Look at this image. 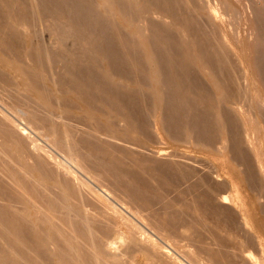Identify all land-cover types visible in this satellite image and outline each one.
Returning a JSON list of instances; mask_svg holds the SVG:
<instances>
[{"label":"bare ground","instance_id":"obj_1","mask_svg":"<svg viewBox=\"0 0 264 264\" xmlns=\"http://www.w3.org/2000/svg\"><path fill=\"white\" fill-rule=\"evenodd\" d=\"M245 1L0 0V264H264V144L236 103L228 33L234 2L264 88V1L252 15ZM165 140L232 155L254 195L252 236L219 165L140 155Z\"/></svg>","mask_w":264,"mask_h":264},{"label":"rangeland","instance_id":"obj_2","mask_svg":"<svg viewBox=\"0 0 264 264\" xmlns=\"http://www.w3.org/2000/svg\"><path fill=\"white\" fill-rule=\"evenodd\" d=\"M247 1V2H246ZM245 2V8H247L249 5H250V3H252V5L251 6H249L250 8H247L248 10H244V11H246V13L248 14V15H252L253 13V6H255V1L256 2H263L264 0H246ZM250 1V2H249ZM252 1V2H251ZM233 6L235 7V8H233V12L231 13V16H230V19L232 20V25H231V28H229V29H231V30H229L230 32H228L229 33V36H230V38L232 39V41H233V50L237 53V55H240V56H232V61H234V64H235V62H237V64H236V66H237V68H238V70H237V74H238V71H239V75H238V78H240V75H241V82H240V87L241 86H243V87H241V89H242V93H241V96L239 97V99H238V101L236 102V103H238V107L239 108H241L242 109V111L243 112H245V113H248V114H250L253 118H254V120H256L257 121V123H259L258 124V127L260 128V132H261V139H262V142H263V144H264V118L263 117H258L257 116V112H258V110L257 109H259L260 108V100L258 99L259 98V95L257 94V92H256V90H258V91H260L259 92V94H260V98H262L263 97V99H264V88H263V86L261 85V81H260V79H258L256 76H255V74H254V69L252 68V61H253V59L255 58V53H254V55H253V45H250L249 46V44H250V42H252V38H255V37H253L252 36V32L250 31V29H249V25L248 24H246V22H245V20H244V13H243V9H241V7H238L234 2H233ZM249 4V5H248ZM236 13H235V12ZM238 12V13H237ZM252 13V14H251ZM238 15V16H237ZM247 15V16H248ZM233 19H232V18ZM248 25V26H247ZM251 32V33H250ZM233 35V36H232ZM262 35L264 36V34L262 33ZM261 35V36H262ZM252 36V37H251ZM262 36V37H263ZM233 37V38H232ZM249 37V38H248ZM258 37V36H257ZM236 38V39H235ZM259 38V37H258ZM264 38V37H263ZM249 39H251V41L249 40ZM238 40V41H237ZM254 40V39H253ZM264 40V39H263ZM239 47V48H238ZM252 47V48H251ZM238 50H240V51H238ZM250 50V51H249ZM235 57V58H234ZM239 58V59H238ZM241 58V59H240ZM243 59V61H241V63L243 64V66L245 67V69H246V72H247V74H248V80H247V75H243V70L241 71L240 69V64H239V61L240 60H242ZM240 68V69H239ZM252 69V70H251ZM242 74H241V73ZM244 76H245V79H246V81L244 80ZM199 77L201 78L202 76L201 75H199ZM255 77L257 78V79H255ZM203 78V77H202ZM258 80V81H257ZM203 81H204V84H205V88H207V90H209L210 91V86L205 82V80H204V78H203ZM240 81V80H239ZM245 82H247V83H245ZM242 84V85H241ZM257 84V85H256ZM247 87V85H248V88H246L245 86ZM258 87V88H257ZM246 91V92H245ZM248 91V92H247ZM250 93V94H249ZM246 94V95H245ZM244 95V96H243ZM245 97V98H244ZM247 97H248V100H247ZM147 98V97H146ZM244 99V100H243ZM146 102V105L148 104V105H150L149 103H150V99H148L147 98V100L145 99V101H144V103ZM1 104H0V108L1 109H3L2 108V101L0 102ZM240 103V104H239ZM253 109V110H252ZM260 109H262V108H260ZM256 117H257V119H256ZM76 119H71L70 120V122H71V124L73 123V121H75ZM72 125H76V126H78V127H81V125L80 124H77V120H76V122L75 123H73ZM82 128V127H81ZM80 128V129H81ZM40 132H37V131H34V130H32V132H31V136H32V138L37 142V143H39L40 145H42V146H44L45 148H46V150H49V151H53L52 150V146H51V144L46 140V138L45 137H42V135L41 134H39ZM81 133V132H80ZM254 136V135H253ZM255 137V136H254ZM253 137V138H254ZM39 140V141H38ZM173 142H171V141H169V140H165V142H160V143H156V142H154V143H151L150 144V146H147V148L149 149V151H148V149H142L139 153H140V155H142V152H143V154L145 155L146 154V156L147 157H150V158H153V159H158V160H161V161H167V159L168 160H175V161H177V162H179V163H183V165H184V163H185V165H189V167L191 168V167H193V171L194 170H196L197 172L198 171H200L201 173L203 172H206L207 171V169L208 168H206L207 166H209L210 167V170H214V171H218V169H219V167H220V169L222 170V172H224V173H228L229 175H230V177L232 178V180H233V182H234V187H235V190H236V193H238L237 195H239V198L241 199V201H242V203H243V205H242V207L243 208H245L244 210H245V213H246V220H247V222H248V224H249V229H245L243 226H241L240 227V235H244V234H246V235H248V236H245V238H247V237H249V234H250V236H252V230L253 231H255V229H258L259 228V223H260V220H259V216H258V213H257V208H256V204H255V202H254V199H253V197H254V195H253V192L250 190L251 188H248L247 186H245V185H242V183H241V179H239V177H237L236 176V174H234L233 173V171H232V169H230L229 167H228V162H227V160H229V159H231L230 157L232 156L231 154L229 155V152L227 153V155H226V158L227 159H225V158H216V157H214L213 156V154H210V153H207V151H202L203 149H201L202 147L201 146H198V144H196L195 143V141H190L189 140V142H182V143H173ZM169 144V145H168ZM178 144V145H177ZM182 144V145H181ZM198 148H197V147ZM245 151H246V153L248 154L247 156L253 161V155H251V151H250V149L248 148V145L247 144H245ZM154 151H153V150ZM165 150L166 152H167V155L166 156H163L162 158L161 157H155L156 156V154H155V151H157V150ZM249 149V150H248ZM147 151H148V153H147ZM151 151H153V153L155 154V155H153V153L151 152ZM178 151V152H177ZM136 152V151H135ZM144 152H146V153H144ZM174 153V154H173ZM180 154V155H179ZM250 155V156H249ZM153 156V157H152ZM173 156V157H172ZM178 156V157H177ZM155 157V158H154ZM182 157H184V158H186V159H184V158H182ZM173 158V159H172ZM198 158V159H197ZM164 159V160H163ZM201 162H203V163H201ZM226 162V163H225ZM200 164H202V165H200ZM208 164V165H207ZM219 165V167L217 168L216 166H218ZM240 168H239V170H243L244 169V167L243 166H239ZM195 168V169H194ZM202 169V170H201ZM256 170V168H255V166H254V171ZM195 171V172H196ZM196 172V173H197ZM255 172H257V170L255 171ZM260 182H261V178H260ZM193 193V192H192ZM191 193V194H192ZM195 194V193H194ZM193 194V196H194V198H195V195ZM189 196H192V195H188V197ZM193 196H192V198H193ZM190 198V197H189ZM192 198H190V199H192ZM194 198L192 199V200H194ZM190 199H188V200H190ZM260 199H262V200H260V203L261 204H264V198H260ZM189 219V218H188ZM190 220V219H189ZM238 224H239V222H238ZM237 224V225H238ZM242 231V232H241ZM244 232V233H243ZM246 232V233H245ZM243 233V234H242ZM242 237V236H241ZM260 239H261V244L262 245H264V236L263 235H260ZM193 242V243H192ZM191 242V246L192 247H194V245H196V246H198L197 244H198V242H197V240H193ZM185 244V245H184ZM189 243H187V241L186 242H183V243H181L180 245L182 246V250L183 251H187V249H186V245H188ZM193 244V245H192ZM256 246H257V244H256ZM255 245H254V251L256 252V253H258L257 251H259L260 250V252H261V249L257 246L256 247ZM194 249V248H193Z\"/></svg>","mask_w":264,"mask_h":264}]
</instances>
